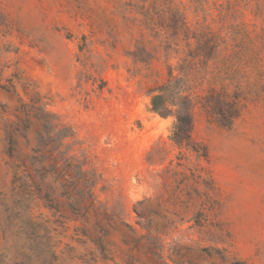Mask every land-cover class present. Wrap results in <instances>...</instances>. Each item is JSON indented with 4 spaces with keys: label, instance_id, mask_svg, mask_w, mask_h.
Wrapping results in <instances>:
<instances>
[{
    "label": "rangeland",
    "instance_id": "1",
    "mask_svg": "<svg viewBox=\"0 0 264 264\" xmlns=\"http://www.w3.org/2000/svg\"><path fill=\"white\" fill-rule=\"evenodd\" d=\"M169 83L160 116L152 97ZM217 93L240 105L230 126L212 111ZM36 109L71 128L62 150L96 174L84 216L64 179L31 165ZM22 120L30 144L10 158L5 128ZM16 166L58 205L33 214L54 223L59 251H96L100 236L101 264H264V0H0V192Z\"/></svg>",
    "mask_w": 264,
    "mask_h": 264
},
{
    "label": "trees",
    "instance_id": "2",
    "mask_svg": "<svg viewBox=\"0 0 264 264\" xmlns=\"http://www.w3.org/2000/svg\"><path fill=\"white\" fill-rule=\"evenodd\" d=\"M173 88L169 83L159 90V94L152 97V110L160 116L172 113L169 108V100L166 95ZM214 105L213 113L223 126H230L239 118L241 108L237 98L227 93L212 95ZM175 98V97H174ZM37 114L42 123L43 132L37 134L36 146L32 149L34 156L31 165L36 174L43 181L51 177L55 183L59 180L64 182L60 185L61 196L68 200L73 199L72 194L80 196L82 201L74 200L69 205L72 212L83 216L89 211L90 206L95 205L94 188L97 184L96 174L87 170L84 161L72 156L69 151H63L66 141L74 139L71 128L63 124L55 115L42 109ZM176 125L174 127L173 140L182 144L190 139L192 118L186 113L177 112ZM29 120L20 123H12L5 128L4 148L10 158H13L19 147L20 140L26 145L30 144L28 131L31 128ZM46 151L49 156L45 157ZM39 155V156H36ZM52 160L51 165H46L47 160ZM21 166L15 167L10 191L0 192V231L6 241L5 251L0 253V264H101L111 260L110 253L101 237L95 241L96 251H87L77 254L75 248L69 245L59 251L61 242L58 241V230L50 219L42 215L35 217L34 206L39 202L52 212H58V205L51 198V194L36 183L34 177L27 171H20ZM60 170V171H59ZM91 204L81 208V203ZM104 230L100 233L103 234ZM4 259V260H2Z\"/></svg>",
    "mask_w": 264,
    "mask_h": 264
}]
</instances>
